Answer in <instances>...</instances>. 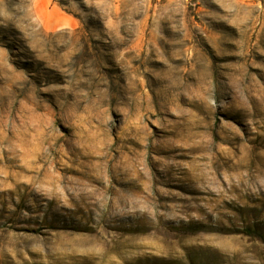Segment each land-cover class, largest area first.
I'll use <instances>...</instances> for the list:
<instances>
[{"label":"rangeland","instance_id":"rangeland-1","mask_svg":"<svg viewBox=\"0 0 264 264\" xmlns=\"http://www.w3.org/2000/svg\"><path fill=\"white\" fill-rule=\"evenodd\" d=\"M0 264H264V0H0Z\"/></svg>","mask_w":264,"mask_h":264},{"label":"crops","instance_id":"crops-1","mask_svg":"<svg viewBox=\"0 0 264 264\" xmlns=\"http://www.w3.org/2000/svg\"><path fill=\"white\" fill-rule=\"evenodd\" d=\"M42 4L43 5H49V4H51V0H42ZM42 7H44V6H42Z\"/></svg>","mask_w":264,"mask_h":264}]
</instances>
